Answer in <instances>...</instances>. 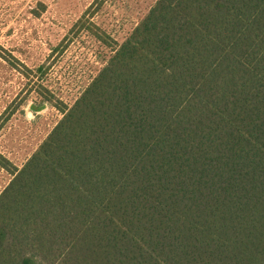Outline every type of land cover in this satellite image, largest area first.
Returning <instances> with one entry per match:
<instances>
[{
  "label": "trees",
  "instance_id": "obj_1",
  "mask_svg": "<svg viewBox=\"0 0 264 264\" xmlns=\"http://www.w3.org/2000/svg\"><path fill=\"white\" fill-rule=\"evenodd\" d=\"M61 111L0 264H264V0H158Z\"/></svg>",
  "mask_w": 264,
  "mask_h": 264
},
{
  "label": "rangeland",
  "instance_id": "obj_2",
  "mask_svg": "<svg viewBox=\"0 0 264 264\" xmlns=\"http://www.w3.org/2000/svg\"><path fill=\"white\" fill-rule=\"evenodd\" d=\"M157 1L0 0V154L21 168Z\"/></svg>",
  "mask_w": 264,
  "mask_h": 264
}]
</instances>
